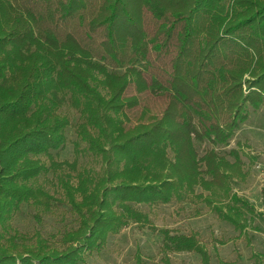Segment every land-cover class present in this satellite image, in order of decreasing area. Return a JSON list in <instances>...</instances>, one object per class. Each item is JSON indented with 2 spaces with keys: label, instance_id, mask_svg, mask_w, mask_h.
Instances as JSON below:
<instances>
[{
  "label": "trees",
  "instance_id": "trees-1",
  "mask_svg": "<svg viewBox=\"0 0 264 264\" xmlns=\"http://www.w3.org/2000/svg\"><path fill=\"white\" fill-rule=\"evenodd\" d=\"M67 96L104 168L51 162L56 199L34 180L65 143ZM263 103L264 0H0V264H78L131 223L162 236L163 264L172 252L212 264L199 233L158 228L138 206L197 199L243 229L241 200L215 197L248 175L237 150L232 162L216 148ZM54 202L78 219L59 239L7 223L23 203Z\"/></svg>",
  "mask_w": 264,
  "mask_h": 264
},
{
  "label": "rangeland",
  "instance_id": "rangeland-1",
  "mask_svg": "<svg viewBox=\"0 0 264 264\" xmlns=\"http://www.w3.org/2000/svg\"><path fill=\"white\" fill-rule=\"evenodd\" d=\"M101 91L105 94L103 89ZM60 111L68 115L71 121L65 129V143L60 149L51 150L50 157L41 156L48 169L34 180V184L43 187L56 199L63 198L58 180L61 169L51 167V162L61 164L77 160L80 168L86 167L96 173H101L104 168L102 160L87 151L85 143L79 142L76 128L81 117L71 107L68 96L63 99ZM246 111L247 119L240 123L229 143L216 148L221 156L232 162L235 159L231 151L237 150L243 161V170L248 175L245 180H233L228 194L219 193L215 197L225 209L234 205V195L241 200L237 206L241 215L239 219L245 226L243 229L221 219L217 212L197 199L138 206L158 228L173 229L182 234L194 231L199 233L201 240L207 245L212 264H264V215L259 211L260 195L255 177V165H264V103L258 110L247 105ZM77 142L78 148L75 146ZM195 145L200 155L212 148L208 142H195ZM169 156L173 157L171 151ZM63 170L72 173L73 181L76 182L75 174L67 166ZM197 192L203 191L198 187ZM7 223L28 235L39 232L44 238L56 235L59 239L65 230L78 226V219L67 204L54 202L51 210L43 211L34 204L23 203ZM161 247L162 236L159 233L131 223L119 233L109 235L101 250L87 255L78 264H136L135 256L138 252L147 264H163ZM169 256L171 264H201V257L197 253L172 252Z\"/></svg>",
  "mask_w": 264,
  "mask_h": 264
},
{
  "label": "built area",
  "instance_id": "built-area-1",
  "mask_svg": "<svg viewBox=\"0 0 264 264\" xmlns=\"http://www.w3.org/2000/svg\"><path fill=\"white\" fill-rule=\"evenodd\" d=\"M255 177L258 182V191L260 195L259 199V211L264 215V165L259 163L255 165Z\"/></svg>",
  "mask_w": 264,
  "mask_h": 264
}]
</instances>
